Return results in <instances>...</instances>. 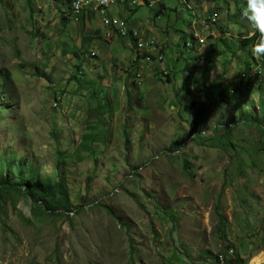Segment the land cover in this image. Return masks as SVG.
<instances>
[{
    "label": "rangeland",
    "instance_id": "1",
    "mask_svg": "<svg viewBox=\"0 0 264 264\" xmlns=\"http://www.w3.org/2000/svg\"><path fill=\"white\" fill-rule=\"evenodd\" d=\"M64 1L0 0V264H221L230 244L264 264V55L241 49L245 0L191 2L195 19L219 12L209 29L179 0L140 7L162 61L63 20ZM194 30L204 43L185 48ZM22 180L66 194L46 211Z\"/></svg>",
    "mask_w": 264,
    "mask_h": 264
},
{
    "label": "clouds",
    "instance_id": "2",
    "mask_svg": "<svg viewBox=\"0 0 264 264\" xmlns=\"http://www.w3.org/2000/svg\"><path fill=\"white\" fill-rule=\"evenodd\" d=\"M217 1H223V0H215ZM179 2L190 11V21H189V27L192 26H198L199 23H202V26H204L206 29H209L211 25H214L216 20L219 18V12H215L212 15H210L206 20H204V15H202V18L196 14V19L193 16V6L191 2H194L197 7H199L203 14H205V10L202 8L203 5L207 6V4L211 0H206L203 5H199L197 0H179ZM70 3L71 0L64 1L65 7L68 8L67 12L62 11L64 17L69 22L73 20L75 23L79 24V26H83L88 23H92L93 20L98 21L99 28L97 30H100V35L104 38V40L107 43H110L115 41V39H120L124 43H127L126 45L133 51L137 53V55L142 58L146 59L147 61H151V56L147 55L146 53H152L151 50H148L150 47L151 49L155 50V52L160 56L152 53L157 59L165 60V53L162 52V46L156 45L157 38L152 37L149 39H144L142 37V27H139V25L133 24L134 22L131 19V16H133V13H137L140 10V7L149 5L155 8V16L156 17H162L164 14L168 13V7L165 3V0H137L136 2L133 1H127V0H118L115 4L109 6L107 8V15L103 16L102 14L97 13L93 9L86 10L82 15L78 17H73L70 11ZM205 6V8H206ZM112 8H126L128 10V13L126 15L123 14H117V12H111ZM241 15L242 17L248 21V23L252 26V28L256 31V33L259 34V38L257 40V43L250 48L253 55H264V0H245V6L241 9ZM101 19H98L100 18ZM192 17V18H191ZM213 18H215V21H213ZM202 19V20H201ZM124 22L126 25L124 26L125 30L122 31L123 28L120 26V22ZM105 29V34H103V30L100 28ZM196 28V27H195ZM194 28V29H195ZM183 32H185V29H183ZM192 33V32H191ZM228 34V33H227ZM227 34H223L224 36H228ZM193 39H191V42L188 41V39H184V45H186L185 48H189L193 46L194 44H198L200 46L201 43H204V40H200L199 35L195 30L193 34H191ZM182 39V36H180L179 40ZM197 39L199 41H197ZM196 40V41H195ZM248 40V39H247ZM110 41V42H109ZM198 42V43H197ZM200 43V44H199ZM126 47V46H125ZM241 51V50H240ZM243 52V51H242ZM245 53V52H244ZM96 54V53H94ZM253 59L251 58V66L253 69ZM254 66H256L254 64ZM256 70V69H253ZM168 74V72H166ZM257 76L263 77L264 71L263 69L257 70ZM227 255L221 253L220 255L224 256V261L220 263L224 264L225 260L229 256L230 259L233 257L234 250L230 248L226 251ZM219 255V257H220Z\"/></svg>",
    "mask_w": 264,
    "mask_h": 264
},
{
    "label": "trees",
    "instance_id": "3",
    "mask_svg": "<svg viewBox=\"0 0 264 264\" xmlns=\"http://www.w3.org/2000/svg\"><path fill=\"white\" fill-rule=\"evenodd\" d=\"M26 3H27V5L29 7H31L32 0H26ZM63 20H65V18H63ZM225 34L226 33H224V35ZM258 38H259V35L257 33H255L254 36L251 39L243 40V42H241V49L242 50H247V49L251 48L254 45V43L258 40ZM223 42L226 43V41L222 40L221 43H223ZM185 47H186V45H185ZM189 48H191L192 50H194V46H191ZM163 73H161V75H165L167 77H170V74L169 73L168 74H166V72H163ZM161 75H159V76L161 77ZM189 84H190V81L189 82L186 81L185 82V85H183V89H184V86H188ZM1 92H3V91H1ZM257 120L258 119H255V122L256 123H258ZM262 131L264 132L263 129H262ZM13 162H14V160H10L8 158H5L4 161H0V175L2 174L4 176H7V173L9 171V168L13 165ZM186 167L187 166L185 165V168ZM62 180L64 181V178H62ZM8 184L9 183L7 182L6 178L3 179L2 182H1V186H3V187L9 186ZM15 187L24 189L25 193L27 192L32 198L38 196L39 202H46V205H45L46 206V211H52L53 213L55 211L54 210V205H52L54 203V199H53L54 197L53 196L55 195V193L57 192V190H59L63 195L66 194L65 193V188L63 186V182H57V183L55 182L54 184L47 186L40 194H38L34 190L35 188L29 187L24 180L21 181V184L16 185ZM49 197H52V198L48 200ZM55 197H56V195H55ZM68 203H69V199L66 197V204H68ZM220 222L221 223H224L225 222V220H224V218L222 216H220ZM221 235L222 236H225V233L222 231ZM229 247H231L234 250V254L233 255H236V250L234 249V245L233 244H230ZM229 247H227V250H229L228 249ZM221 253L222 252L218 253V256L215 257L216 263L219 262V261H221L220 258H219V255ZM223 254L226 255V253H223ZM228 261L230 262V264H242L243 263V261L239 257H238V259L236 257V258L230 259Z\"/></svg>",
    "mask_w": 264,
    "mask_h": 264
},
{
    "label": "bare ground",
    "instance_id": "4",
    "mask_svg": "<svg viewBox=\"0 0 264 264\" xmlns=\"http://www.w3.org/2000/svg\"><path fill=\"white\" fill-rule=\"evenodd\" d=\"M107 8H108V4L104 3V0H90L89 6L82 8L81 11H77V5L75 4L74 0H71V3H70V11L73 17L80 16L82 15V13H84L86 10H89V9H93L97 13L102 14L103 16H106ZM219 258L221 262L224 261L223 255H220Z\"/></svg>",
    "mask_w": 264,
    "mask_h": 264
},
{
    "label": "built area",
    "instance_id": "5",
    "mask_svg": "<svg viewBox=\"0 0 264 264\" xmlns=\"http://www.w3.org/2000/svg\"><path fill=\"white\" fill-rule=\"evenodd\" d=\"M75 1V4L77 5V11H81L82 8L86 7V6H89L90 4V0H74ZM118 0H104V3H107L108 4V7L115 4ZM127 1H133V2H136L137 0H127ZM107 15V14H106ZM213 21H215V18H213ZM126 24L122 21L120 22V26L122 29V31L124 32L125 26Z\"/></svg>",
    "mask_w": 264,
    "mask_h": 264
},
{
    "label": "crops",
    "instance_id": "6",
    "mask_svg": "<svg viewBox=\"0 0 264 264\" xmlns=\"http://www.w3.org/2000/svg\"><path fill=\"white\" fill-rule=\"evenodd\" d=\"M107 48H108V47H107ZM106 51H107L108 55H109V53H110L111 58H113L114 60H117V59H118L119 64H120L119 67L122 66V64H123L124 66H126V64H125V62H124V61L126 60V58L120 59V58H117V57L115 56L114 52L117 51V48H116V47H112L110 50H106ZM119 71H120V70H119ZM119 71H118V75H120ZM120 76H121V75H120ZM120 79H122V77H120ZM105 91H106L107 94H108L109 89H106ZM110 92L113 93L114 95H113V96H109V98H111V99H112V98H115L117 91L111 89ZM112 100H113V99H112Z\"/></svg>",
    "mask_w": 264,
    "mask_h": 264
}]
</instances>
